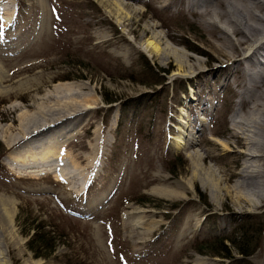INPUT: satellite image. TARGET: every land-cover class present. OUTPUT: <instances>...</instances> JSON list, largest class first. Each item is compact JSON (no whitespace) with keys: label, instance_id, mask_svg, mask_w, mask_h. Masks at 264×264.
Here are the masks:
<instances>
[{"label":"rangeland","instance_id":"obj_1","mask_svg":"<svg viewBox=\"0 0 264 264\" xmlns=\"http://www.w3.org/2000/svg\"><path fill=\"white\" fill-rule=\"evenodd\" d=\"M1 11V86L7 91L0 94V195L16 206L12 234L4 232L9 247L0 236L1 264H200L198 257L205 264H261L264 224L249 256L227 239L231 258L197 250L216 236L239 240L234 229L245 219L250 246L264 222V195L240 183L246 156L237 154L249 150L248 137L264 145V130L245 135L234 123L263 87L246 77L248 62H231L242 51L223 44L227 35L204 23L209 17L192 12L187 0H3ZM147 40L159 45L157 55L135 47ZM167 47L170 56L163 53ZM147 63L163 83H152ZM180 63L184 68L173 74ZM67 82L72 91L46 97ZM83 98L95 107L77 115L83 116L78 126L68 119L57 134L66 158L29 163V169L15 162L24 140L10 145L12 138L56 115L64 102ZM178 126L184 128L180 145ZM194 150L210 155L197 168L205 179H193L183 198L153 193L155 185L174 187L191 177ZM256 161L264 169V161ZM49 164L57 172L32 171ZM137 209L160 220L158 227L148 233L133 227L138 214L126 213ZM42 223L50 231L48 246L55 244L51 254L28 244Z\"/></svg>","mask_w":264,"mask_h":264},{"label":"bare ground","instance_id":"obj_2","mask_svg":"<svg viewBox=\"0 0 264 264\" xmlns=\"http://www.w3.org/2000/svg\"><path fill=\"white\" fill-rule=\"evenodd\" d=\"M2 1L3 0H0V2ZM187 5L189 9L192 10V12L197 13L201 18L209 17V19H206V21L204 20V23H207L209 26L218 28L221 32L227 35V37L223 41V44L231 47V50L235 53L242 51L241 54L242 56L240 57V55L238 54L234 55L233 57H231V62L232 63L239 62L240 64H243L244 61L248 62L247 66H244L243 68V70H245L244 73L246 74V77L247 75L248 77L252 76L253 83L259 84L261 87H263V90H261L262 92L257 94V97L254 101H246L247 104L249 105L248 108L249 110L248 112H246V116L245 117L241 116V119H234V123L242 129V133L245 135L246 134L251 135L252 133L255 134L254 132H257L260 129L264 130V60H263L264 59V0H187ZM3 12L4 11H1L0 13ZM238 36H240V38H238ZM135 47H137L141 51H144L149 57H152V54L157 55V52L159 53L161 51L159 45L157 43H154V41L152 40H147L144 43H140V44L138 43L137 46L135 43ZM168 47L166 48L167 52H163V53L167 56H170L172 52L170 51V49H168ZM189 58L190 56L187 57L188 60ZM183 68H184L183 64L181 63L178 64L177 65L178 71L173 72V74L180 73ZM3 70L4 67L0 64V94L6 93L7 91L5 88L1 86V82L3 80V77L5 76ZM72 88L73 85L69 84L68 82L58 84L57 86H55V89L53 91L47 93L46 97H49L50 95L56 96L57 95L56 92H59L61 90H64L67 93L69 91H72ZM89 100L90 99L83 98V101L80 100L81 102L76 100L64 102L61 108L59 107L54 109V111L57 110L58 112V113L56 112V115H54V113L48 115L43 119L42 118L39 119L38 122L35 124H33L34 122L33 121L32 122L33 125H28L26 127L27 129H24L22 131L23 134L21 133L20 137L12 138L10 141L11 143L10 145L12 144L16 145L21 140H24L22 142V145H20V147H24V148L19 153H16V155L13 158L15 162L18 161L17 163L24 164L29 169L31 168L32 165L31 163L34 162H40V161L48 162L53 160L56 161L58 160V158L60 159L66 158L68 156V152L66 151V148L63 147V145H60V142L57 139V134H59L60 132L63 131V129H65L63 126L68 125L69 120L73 122L72 127L78 126V122L80 121L79 118H83V116L79 115L78 117L77 115L81 113V111H84L85 108L90 109L95 107L94 103L91 104L94 101L89 102ZM58 117L61 118V120L57 119ZM43 120L46 121L43 122ZM182 122H186V121L183 119ZM56 127L58 128L56 129ZM182 127L183 126H178V129L181 131L180 132L181 135L177 137V145L183 143L184 137L182 133L184 128ZM236 136L239 137L240 139L241 138L245 139L243 135L240 136L238 133H236ZM44 138L47 139L44 140ZM248 139H249L248 141H245L243 143L249 145L250 147L249 150L248 151L242 150L238 153L233 148H230L227 144L223 142H221V144L226 149L233 150V152L239 155L246 156L245 162L242 165V168L239 172L241 174V177H243L240 183L244 186L249 185V188L254 193V195H256L258 198H261L264 195V169L260 166V164L256 160L261 158V160L264 161L263 158L264 145L259 143V141L256 140L254 137L253 138L248 137ZM215 141L218 142V140ZM218 143L220 144V142ZM194 144L195 143L190 142L189 146L187 147L194 148L195 146ZM190 156L191 159L193 160L194 169L192 171L191 177L188 178L187 181L177 179L174 187L167 184L155 185L152 187L151 191L159 196L168 199L183 198L186 196L187 192H192L193 179L198 177L200 179H205L199 176V172L201 171L198 169L199 171L198 172L197 168L201 166L200 162L206 161V159L210 155L208 154L203 155L197 150H194L193 153L189 154V157ZM72 160L74 161L75 164L80 165L79 162L76 161V157H72ZM29 163L31 165H29ZM40 166L42 170L41 169L37 170V168H35L32 171L41 172V171L52 170L54 172H57L54 165L49 164L47 167H43L42 165ZM89 167L91 169L90 165ZM85 169L86 167L85 168L83 167V170ZM84 174L85 173H83V175ZM75 175L76 174L74 173L73 176L75 177ZM161 176L163 179L168 178L167 174ZM209 181L210 180L208 178H206V180H203V182H201V187L204 189L206 187L205 186L206 183L208 184ZM241 197L247 202H249L246 196L240 195V199ZM14 201H15L14 199L8 198L4 195H0V228H1L0 236L4 238L2 245L5 242L4 244H6V247H9L10 241L7 239L9 241L8 242L5 239L7 238L6 237L7 235H5L4 232L6 231L11 233L13 231L14 217L16 214V206ZM144 213L145 210L137 209L126 213V215L129 216L131 214H138V216H136V219L132 221V226L140 227L142 228L143 233H148L149 231L154 229L157 225H159L160 220L155 218L147 219ZM2 218L4 221L2 220ZM201 259L202 258L198 257L200 264H205ZM261 264H264V257L261 260Z\"/></svg>","mask_w":264,"mask_h":264},{"label":"trees","instance_id":"obj_3","mask_svg":"<svg viewBox=\"0 0 264 264\" xmlns=\"http://www.w3.org/2000/svg\"><path fill=\"white\" fill-rule=\"evenodd\" d=\"M148 67V70L151 71V76L154 77L155 79L152 81V83L154 84H161L164 82L163 77H159V73L156 71H154L151 67V65H149V63H147L146 65ZM105 101L107 103L112 102V99L110 98H106L104 97ZM246 221L242 222V225H239L236 227V229L234 230H239L238 233L240 234V239L236 240V238H219V237H214L211 240H204L201 242V244L203 246H200L197 248L199 253L202 254H211V255H218L224 258H231L232 254L230 252V249L228 248L227 244L225 243L226 239L228 240V242L237 250V252L239 254H241L242 256H249L251 255L258 247L259 244V237L260 234L262 233L263 230V223L259 224L258 228H257V233H258V240L256 242H254L253 244H249L250 246H247L248 244H244L246 241H248L247 235L246 233H248V230L251 229V226L248 227V223L249 221L247 219H245ZM41 223V222H40ZM43 227H45V224H39L38 226H36V229L33 230V232L31 233V239H30V243L29 246L31 249H33L35 252L39 251L40 247H46L47 250H49V252L47 254H51L54 252L55 250V244H51L50 247L48 246V241L47 239L50 240V234L48 232L50 231H44ZM239 235H237L238 237ZM53 238V236H52ZM38 241L40 244L37 247H34L33 245H31L32 241ZM242 241V243H241ZM216 242V243H215ZM46 256L44 254H41L40 252H38L36 254V256ZM241 264V263H240Z\"/></svg>","mask_w":264,"mask_h":264}]
</instances>
